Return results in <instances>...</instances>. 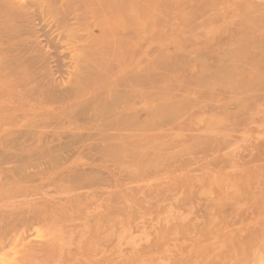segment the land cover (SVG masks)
I'll list each match as a JSON object with an SVG mask.
<instances>
[{
	"label": "rangeland",
	"instance_id": "374dc122",
	"mask_svg": "<svg viewBox=\"0 0 264 264\" xmlns=\"http://www.w3.org/2000/svg\"><path fill=\"white\" fill-rule=\"evenodd\" d=\"M155 1L0 0V264L208 220L264 175V0Z\"/></svg>",
	"mask_w": 264,
	"mask_h": 264
},
{
	"label": "bare ground",
	"instance_id": "6f19581e",
	"mask_svg": "<svg viewBox=\"0 0 264 264\" xmlns=\"http://www.w3.org/2000/svg\"><path fill=\"white\" fill-rule=\"evenodd\" d=\"M150 1L156 12V1ZM131 15L136 27L142 25L137 10ZM244 183L248 200H239L224 187L217 198L220 211L211 212L208 220L168 213L164 227L144 239L103 235L92 244L84 242L67 264H264V175L248 176Z\"/></svg>",
	"mask_w": 264,
	"mask_h": 264
}]
</instances>
